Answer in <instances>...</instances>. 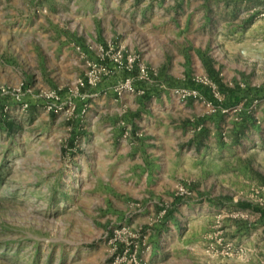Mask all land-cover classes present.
I'll list each match as a JSON object with an SVG mask.
<instances>
[{
  "label": "rangeland",
  "instance_id": "374dc122",
  "mask_svg": "<svg viewBox=\"0 0 264 264\" xmlns=\"http://www.w3.org/2000/svg\"><path fill=\"white\" fill-rule=\"evenodd\" d=\"M75 1L95 7L0 0V19L69 17ZM121 1L103 7H136L134 47L89 41L94 58L84 51L76 78L52 77L59 87H34L0 61V264H264V216L246 206L264 208V0ZM30 96L59 118L42 155ZM115 98L122 135L154 134L170 161L152 187L132 172L107 181L66 153L91 99Z\"/></svg>",
  "mask_w": 264,
  "mask_h": 264
},
{
  "label": "crops",
  "instance_id": "0c3cea01",
  "mask_svg": "<svg viewBox=\"0 0 264 264\" xmlns=\"http://www.w3.org/2000/svg\"><path fill=\"white\" fill-rule=\"evenodd\" d=\"M103 1L93 0L91 4L95 7H90L88 10L79 7L82 3L75 1L76 7H73L74 12L69 14V17L66 14L48 15V19L44 17L38 19L33 16L37 22L13 21L11 15L5 13L3 19H0V29L9 37L0 42L2 46L0 61H3L1 68L9 74L16 71L25 76L27 83L34 87L50 85L59 87L62 83L59 84L57 79L63 81L76 78L81 74L80 67L83 66L86 55L94 58L93 51L88 50L89 41L93 43L94 48L98 43L116 38L124 46H128L127 48L134 47L139 31L137 30L139 21L135 19L136 7L129 9L116 7L113 10L103 7ZM120 3L123 2L119 0ZM65 10L66 8L63 7L62 11ZM125 12L128 18L121 16ZM25 15L26 13H23L22 16ZM28 16L30 17L29 14ZM20 24L28 31L23 38H20L17 31L12 33L13 29L20 27ZM100 33L105 39L101 37L99 40ZM84 51L88 54L85 55ZM52 77L57 79L54 81ZM109 81L110 79L105 80L95 89L99 92L107 89ZM30 98L32 104L28 115L34 117V122L38 125L37 132L42 135V141L36 145L37 152L42 155L46 154L44 149L46 137L59 127V118L56 114L42 110L36 98L31 96ZM118 102V98L101 99V102L91 99L88 113L82 111L73 120L72 127L79 128L82 132L70 137L69 145L73 147L66 145V153L79 158V162L73 159L74 163L77 166L80 164V167L90 174L97 173L98 170L107 172L105 175L107 181L117 179L122 182L125 175L132 172L136 174V181H139L135 186L152 187L162 173L168 172L170 161L166 154L154 148V134H146V137L141 139L134 136L126 139L122 135V125L116 124L114 118L108 115L109 104ZM97 104H100L96 109L100 116L95 120L101 121L99 126L94 125V118L90 116L91 113L94 114L93 108H96ZM78 138L82 142L81 145L77 144ZM101 166L103 167L100 169ZM162 182L164 184V181Z\"/></svg>",
  "mask_w": 264,
  "mask_h": 264
},
{
  "label": "trees",
  "instance_id": "16d2710c",
  "mask_svg": "<svg viewBox=\"0 0 264 264\" xmlns=\"http://www.w3.org/2000/svg\"><path fill=\"white\" fill-rule=\"evenodd\" d=\"M246 206H247V207H253L255 210H258L259 212H261V214L264 216V208L257 207V206H253V205L250 204V203H247Z\"/></svg>",
  "mask_w": 264,
  "mask_h": 264
},
{
  "label": "built area",
  "instance_id": "2783aa9c",
  "mask_svg": "<svg viewBox=\"0 0 264 264\" xmlns=\"http://www.w3.org/2000/svg\"><path fill=\"white\" fill-rule=\"evenodd\" d=\"M52 107H49V109H51ZM55 111H58V108L57 109H55Z\"/></svg>",
  "mask_w": 264,
  "mask_h": 264
}]
</instances>
